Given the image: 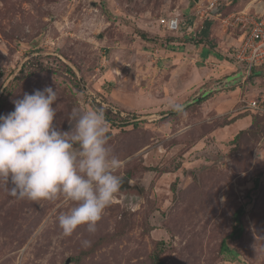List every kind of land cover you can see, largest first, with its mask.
<instances>
[{
	"label": "rangeland",
	"instance_id": "374dc122",
	"mask_svg": "<svg viewBox=\"0 0 264 264\" xmlns=\"http://www.w3.org/2000/svg\"><path fill=\"white\" fill-rule=\"evenodd\" d=\"M207 2L0 0V114L45 87L64 131L74 110L102 108L116 174L129 178L95 233L70 236L62 195L19 199L0 182V264H157L154 253L166 264H264V67L248 76L240 34L222 21L253 0H219L201 17ZM170 16L183 24L168 29ZM206 20L212 46L185 39Z\"/></svg>",
	"mask_w": 264,
	"mask_h": 264
},
{
	"label": "clouds",
	"instance_id": "9594fccd",
	"mask_svg": "<svg viewBox=\"0 0 264 264\" xmlns=\"http://www.w3.org/2000/svg\"><path fill=\"white\" fill-rule=\"evenodd\" d=\"M57 99L52 87L37 89L0 114V182L19 199L52 201L62 195L72 204L58 216L63 234L70 236L80 225L95 233L123 185L116 174L121 162L108 146L104 109L74 110V127L64 131L56 123ZM82 244L90 247L91 241Z\"/></svg>",
	"mask_w": 264,
	"mask_h": 264
},
{
	"label": "built area",
	"instance_id": "2783aa9c",
	"mask_svg": "<svg viewBox=\"0 0 264 264\" xmlns=\"http://www.w3.org/2000/svg\"><path fill=\"white\" fill-rule=\"evenodd\" d=\"M207 1L204 7L200 6L197 10L201 17L209 10H218L219 0ZM222 21L240 34L239 43L234 48L236 62L246 69L248 75L254 67H264V0H253L251 6L225 16ZM161 23L168 29L176 30L179 24H183V18L162 17ZM248 106L251 109H261V104L256 99L250 100Z\"/></svg>",
	"mask_w": 264,
	"mask_h": 264
},
{
	"label": "trees",
	"instance_id": "16d2710c",
	"mask_svg": "<svg viewBox=\"0 0 264 264\" xmlns=\"http://www.w3.org/2000/svg\"><path fill=\"white\" fill-rule=\"evenodd\" d=\"M210 26H211V21L206 20L204 22L203 28L201 30H199V32H198V38L197 39L192 37L191 34L186 35L185 39L188 40V41H194V42H197V43H203L204 42V43H208L209 44L210 42H209V39H208V33H209ZM140 36L142 38L146 39V35L144 33L141 32ZM209 45L212 46L211 44H209ZM168 47H170L173 50H178L179 49L178 46H174V45H171V46H168ZM211 52H213L212 55H214L215 57H217L219 59L222 58V55L220 53H217L214 50H212ZM254 69L255 68L251 69V71H250L248 76H254V75L257 76L259 74L260 71L259 70H254ZM70 71H71L72 74L75 75V73L71 69H70ZM0 101H1V99H0ZM195 101H197V100H195ZM104 114H105L106 121L111 122L112 119L107 116L105 111H104ZM240 234H241V228L237 227V226L234 228L233 232L231 233V235H236V236H239ZM221 246H222V250H229V248L225 244V240L222 241ZM229 251L231 252V250H229ZM153 257H154V259H155L157 264H166L165 262H163L162 260L159 259V254L158 253H156V254L154 253Z\"/></svg>",
	"mask_w": 264,
	"mask_h": 264
},
{
	"label": "water",
	"instance_id": "95a60500",
	"mask_svg": "<svg viewBox=\"0 0 264 264\" xmlns=\"http://www.w3.org/2000/svg\"><path fill=\"white\" fill-rule=\"evenodd\" d=\"M194 1H198V0H194ZM128 180H129V178H127V177L126 178H123V181L124 182H128Z\"/></svg>",
	"mask_w": 264,
	"mask_h": 264
},
{
	"label": "flooded vegetation",
	"instance_id": "af4514ba",
	"mask_svg": "<svg viewBox=\"0 0 264 264\" xmlns=\"http://www.w3.org/2000/svg\"><path fill=\"white\" fill-rule=\"evenodd\" d=\"M124 186H126V183H125V182H123V185H122V187H124ZM122 187H121V188H122Z\"/></svg>",
	"mask_w": 264,
	"mask_h": 264
},
{
	"label": "bare ground",
	"instance_id": "6f19581e",
	"mask_svg": "<svg viewBox=\"0 0 264 264\" xmlns=\"http://www.w3.org/2000/svg\"><path fill=\"white\" fill-rule=\"evenodd\" d=\"M247 7H248V5H247Z\"/></svg>",
	"mask_w": 264,
	"mask_h": 264
}]
</instances>
